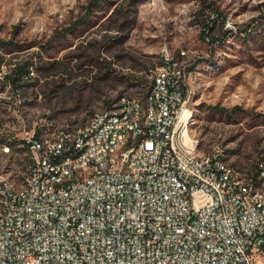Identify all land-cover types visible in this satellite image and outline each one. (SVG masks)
Returning <instances> with one entry per match:
<instances>
[{
  "label": "rangeland",
  "instance_id": "1",
  "mask_svg": "<svg viewBox=\"0 0 264 264\" xmlns=\"http://www.w3.org/2000/svg\"><path fill=\"white\" fill-rule=\"evenodd\" d=\"M92 1L0 0L1 180L26 177V132L75 129L145 97L167 56L192 72L198 155L246 179L264 169V0H101L89 12ZM15 67L30 72L23 86L8 79Z\"/></svg>",
  "mask_w": 264,
  "mask_h": 264
},
{
  "label": "built area",
  "instance_id": "2",
  "mask_svg": "<svg viewBox=\"0 0 264 264\" xmlns=\"http://www.w3.org/2000/svg\"><path fill=\"white\" fill-rule=\"evenodd\" d=\"M174 61L165 58L157 70L148 91L152 102L138 101L120 121L110 109L112 124L105 129L26 132L35 148L50 151L49 160L60 159L50 185H65L66 194L37 196L47 161L36 156L29 161L35 172L23 179L33 181L36 195L18 197V183L16 196H8L1 183L0 264H264V177H257L262 195H254L253 175L251 187H240L238 169L216 179L217 154L209 162L194 159L198 147L179 135L188 103H182L181 76L168 75ZM123 142H132L130 165L107 154V147ZM75 166L82 173L67 178ZM94 166H101V176L83 179ZM110 167H117L116 178L105 176ZM174 167H182V177H174ZM128 168L136 176H128ZM71 180H80V187L69 189ZM216 184L227 185L231 206L222 205Z\"/></svg>",
  "mask_w": 264,
  "mask_h": 264
},
{
  "label": "bare ground",
  "instance_id": "3",
  "mask_svg": "<svg viewBox=\"0 0 264 264\" xmlns=\"http://www.w3.org/2000/svg\"><path fill=\"white\" fill-rule=\"evenodd\" d=\"M180 54L182 59L186 57V52H182ZM170 57L171 56H167L166 58ZM190 73H188V65H186V62L175 60L174 63H172V67H168V75L181 76V88H183L182 103H188L190 101V80H192V75ZM153 80H156V73ZM138 101H142V104H149L153 101V93H147L145 97H136L133 99H128L127 96L121 97L111 107V111L114 112L113 121L122 120L125 111L135 112L138 106ZM108 115H110V109L100 115H97L86 125L75 128L74 131H95L97 127L98 129H105V124H112V116ZM192 116V110L188 107L187 111L184 112V115L181 118L179 135L181 136L182 141L194 142L195 146L198 147V142L191 138L189 131ZM24 141L26 142V146H28L30 160H33L36 156L38 162L47 161V168H45L42 174V187H37V196H43V200H50L59 195L66 194L65 185H50L51 178L58 174L60 159L49 160L50 151H44V146H37L35 148L34 145L30 143V140ZM7 149L10 150L9 148ZM128 150H132V142H123L121 144H115L112 147H107V154L122 156V165H130L132 163V155H127ZM53 151H61V144H53ZM194 159H200V162H209V155L200 157L197 152H194ZM28 163V172H35V162ZM215 164L218 167L216 168V179H223L224 175L226 177H233V169H231V167L234 169L236 168L224 161L220 155L215 156ZM77 173H82V166H75V170L67 171V178H77ZM100 176L101 166H94L93 168L83 171V179H96ZM105 176H109V178H116L117 167L105 169ZM128 176H136V169L128 168ZM174 177H182V167H174ZM259 177H264V170L260 172ZM1 183L5 184V193H7L8 196H16V188L18 187L16 182L13 180L2 179L0 181V189ZM251 186L252 182L248 181L245 177L240 179V187ZM79 187L80 180L69 181V189H77ZM28 192L29 195H36V188H33V181L23 180L22 183L19 184L18 197H25ZM215 192L222 195L223 206H231V197L227 194L226 184H216ZM262 192L263 185L261 187L254 185V195H262ZM187 202H194V195H187ZM2 206H4V197L0 191V209H2ZM2 228L3 221H0V229Z\"/></svg>",
  "mask_w": 264,
  "mask_h": 264
},
{
  "label": "trees",
  "instance_id": "4",
  "mask_svg": "<svg viewBox=\"0 0 264 264\" xmlns=\"http://www.w3.org/2000/svg\"><path fill=\"white\" fill-rule=\"evenodd\" d=\"M100 2H101V0H93L92 2H91V4L89 5V7H88V11L89 12H91V11H93L94 9H96V8H98L99 6H100ZM126 39H127V37H126ZM1 42V41H0ZM30 72H29V70L28 69H26V67H20V68H17V67H15V69L12 71V73H11V75H9L8 76V79L15 85V86H23V83H24V81H26V80H28L27 79V74H29ZM114 103H108V107L106 108V110L105 111H107V110H109V109H111V107H112V105H113ZM96 116V115H95ZM94 116V117H95ZM93 117V118H94ZM92 118V119H93ZM85 125V124H84ZM81 126H83V125H81ZM42 132V134H45L46 132L45 131H41ZM46 134H50V133H46ZM24 143H25V145H26V142L24 141ZM5 145H8V146H10V147H12L13 145H11L10 143H6ZM28 147V146H27ZM10 149V148H9ZM234 167V166H233ZM262 170H264V169H260V171H259V173L257 174V175H253V178H254V185L255 186H258V187H261L263 184H262V180L261 179H257V177H259L260 176V172L262 171ZM248 181H251L252 182V179L250 178V177H248ZM260 185V186H259Z\"/></svg>",
  "mask_w": 264,
  "mask_h": 264
}]
</instances>
